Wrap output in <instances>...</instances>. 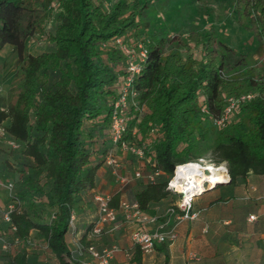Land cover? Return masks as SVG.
<instances>
[{
	"label": "trees",
	"instance_id": "trees-1",
	"mask_svg": "<svg viewBox=\"0 0 264 264\" xmlns=\"http://www.w3.org/2000/svg\"><path fill=\"white\" fill-rule=\"evenodd\" d=\"M243 1L254 28L264 37V0ZM158 2L0 0V52L6 45L15 46L24 73V90L16 102L6 107L0 94V124L21 143L23 158L17 164L9 159L14 183L19 184L14 188L19 202L10 221L4 218L7 208L0 209V264H37L45 252H52L58 264H84L88 247H96L97 236L105 230L92 233L94 218L76 240L85 254L76 245L71 248L78 232L71 219L75 215L76 222L75 211L82 204L98 208L92 191L112 149L110 106L123 58L116 47L104 49L102 44L117 36L138 39L148 29L151 6ZM55 3L61 10L54 33L47 32L55 48L33 54L27 50L28 40L42 29L41 11L47 13ZM212 35L193 30L185 36L153 32L142 38L148 59L136 85L146 108L134 139L144 146L152 126L158 125L159 133L144 146L150 156L141 166L144 175L125 174L131 181L111 194L110 205L118 212L123 199L137 201L146 210L170 193L168 180L175 165L201 157V143L212 136L210 119L222 115L231 95L253 97L240 105L246 122L230 121L218 130L211 145L213 160L227 162L231 182L250 172L264 174V74L253 67L231 72V55L218 51ZM193 41L202 46L196 58L190 47ZM185 47L188 53H183ZM137 121L134 118L130 127ZM130 135L129 131L125 138ZM157 170L165 176L155 180L146 176ZM50 207L54 209L43 218ZM135 246L134 260L142 264V249Z\"/></svg>",
	"mask_w": 264,
	"mask_h": 264
},
{
	"label": "crops",
	"instance_id": "crops-1",
	"mask_svg": "<svg viewBox=\"0 0 264 264\" xmlns=\"http://www.w3.org/2000/svg\"><path fill=\"white\" fill-rule=\"evenodd\" d=\"M11 138L9 135L0 137L1 182L13 179L9 159L12 164L18 163L13 158H18L20 149L9 144ZM120 159L124 165L121 170L129 174L131 163L136 161L133 158H130L132 161ZM162 175L165 176V173ZM116 180L111 167L103 164L93 195L114 194L120 189ZM137 189L138 183L133 184L130 190L135 192ZM8 196L7 189L0 185V209L7 208ZM177 198V194L170 192L149 204L144 212L156 216V222L127 219L123 212H119L115 222L106 224L104 233L96 238V247L102 248L112 243L120 246L108 264H137L134 260L136 246L131 237L132 232L138 228L153 230L157 223L169 218L170 224H174L176 218L168 213V208ZM94 207L97 208L96 205ZM92 208L82 204L75 211L78 232L72 236V249L88 226L89 218L93 215L96 217L97 209L90 214ZM194 210L198 212L195 218L177 223L175 239L157 242L151 252L142 251V264H264V174L250 172L245 179L207 189L195 197ZM251 215L256 218L250 219ZM45 253L41 254L37 264H58L52 252ZM35 256L39 257L32 255ZM84 259L92 264H100L89 252L84 255Z\"/></svg>",
	"mask_w": 264,
	"mask_h": 264
},
{
	"label": "built area",
	"instance_id": "built-area-1",
	"mask_svg": "<svg viewBox=\"0 0 264 264\" xmlns=\"http://www.w3.org/2000/svg\"><path fill=\"white\" fill-rule=\"evenodd\" d=\"M103 48L116 47L123 54V61L119 64L118 79L114 85V97L110 106V128L112 130L111 143L112 149L106 157V164L109 165L116 175L121 186H125L131 181V178L120 172L122 162L118 157V152L121 149L128 150L139 157L143 161L150 156L146 153L144 146H150L153 139H156L159 133V126L155 125L150 128L148 140L144 142V146L139 143H134L125 138L131 131V121L142 116L146 104L140 103V89L137 87L138 76L142 73L147 59L148 47L143 40L126 39L124 36H117L102 44ZM2 85L0 82V90ZM253 97L252 93H244L240 96H229L224 107L223 113L218 118H212L213 123L222 128L231 121V116L234 111L245 100ZM205 110V109H204ZM138 126V125H137ZM139 127L134 128L133 136L138 135ZM7 131L4 124H0V137L7 136ZM136 138V137H135ZM9 144L13 148H20L21 143L15 138L9 140ZM118 150V151H117ZM198 165L199 167H193ZM214 168L216 170H212ZM220 169V170H219ZM218 172V173H217ZM142 167L135 170V177H141L144 174ZM162 170L152 171L146 176L150 180H155L156 176L162 174ZM228 164L226 161L215 162L212 160L209 164L204 158H197L192 161L178 163L174 167V174L168 180L167 188L171 193L178 195L174 204L168 208V213L174 215L176 221L170 224V218L157 223L153 230H145L142 228L135 229L132 234L134 244L139 245L143 252H151L154 250L157 242H167L176 238V225L180 220L193 219L198 215L194 210V200L198 194L216 186L217 184L227 183L230 179ZM0 185L7 189L11 201L7 205L4 218L11 220V213L19 202L14 198L15 184L12 180L0 181ZM95 199L98 203L97 214L95 217V225L92 230L93 234H101L106 227V224L113 223L118 218V210L110 205L111 194L97 193ZM120 210L124 213L127 219H138L142 222H156L157 217L147 214L140 208L137 201L123 199L120 202ZM255 215H251L250 219H255ZM71 227H75V215H72ZM76 247L81 254H85L83 247L76 243ZM120 250L118 244H111L102 248H96L91 245L88 247V252L97 258L100 264H108L114 254ZM84 251V252H83ZM84 264H92L90 261L84 260Z\"/></svg>",
	"mask_w": 264,
	"mask_h": 264
},
{
	"label": "rangeland",
	"instance_id": "rangeland-1",
	"mask_svg": "<svg viewBox=\"0 0 264 264\" xmlns=\"http://www.w3.org/2000/svg\"><path fill=\"white\" fill-rule=\"evenodd\" d=\"M33 1L35 2L36 0ZM58 3L53 4V6L52 4L49 5L48 9H46L47 13L41 11L40 17H43L42 29L28 40L27 50L29 52L39 54L55 48V44L50 40L48 33H54L56 13L61 10L60 7L57 8ZM244 8L245 2L243 0H177L170 4H165L159 0L157 4L151 6L148 29L141 31L138 39L142 40V38L148 37L153 32H163V34L173 37L188 35L193 30H196L199 34L213 33L212 37L215 40H212V44H216L220 53H229L231 55V72H236L245 67H253L257 72L264 74V37L254 28L255 24L251 22V18ZM52 10H54L53 15ZM261 25L264 26V22ZM262 31L264 32V27ZM130 38L136 39L137 37L130 35ZM191 44L192 54L196 58L202 53V46H199L194 41ZM116 50L117 55L123 58L122 52L119 49ZM188 50L190 49L185 47L183 53H188ZM23 81L24 73L18 60L17 49L13 45H6L0 52V82L2 83L0 94L6 99V107L8 104L16 102L19 94L24 90ZM233 121L246 122V113L240 106L231 116V122ZM137 125L138 122L134 123L130 129L129 140L134 143H138L134 139L137 135H132L134 128L138 127ZM211 129L212 136L210 134V137L201 143L202 153L200 156L208 164L214 159L211 145L220 127L212 121ZM147 140L148 136L145 137L144 142H147ZM17 156L18 158H15V160L18 162L22 161L21 152H18ZM118 157L132 161L130 152L125 149H121L118 152ZM133 160L136 162H130L129 175H132L138 166H142V159L134 157ZM122 166L124 165L122 164ZM120 172L123 173L121 169ZM9 180L15 182L13 179ZM115 182L118 186H121L118 180ZM14 184L15 186L19 185L17 183ZM7 200L9 203L12 200L11 196H8ZM50 209L44 212L43 218H47L54 207H50ZM96 209L95 207L90 209V214ZM94 218V215L91 216L89 218L90 222Z\"/></svg>",
	"mask_w": 264,
	"mask_h": 264
},
{
	"label": "bare ground",
	"instance_id": "bare-ground-1",
	"mask_svg": "<svg viewBox=\"0 0 264 264\" xmlns=\"http://www.w3.org/2000/svg\"><path fill=\"white\" fill-rule=\"evenodd\" d=\"M193 167H199L198 165H192ZM213 171L216 170L214 168H211ZM220 170V169H219ZM218 173V172H217Z\"/></svg>",
	"mask_w": 264,
	"mask_h": 264
},
{
	"label": "water",
	"instance_id": "water-1",
	"mask_svg": "<svg viewBox=\"0 0 264 264\" xmlns=\"http://www.w3.org/2000/svg\"><path fill=\"white\" fill-rule=\"evenodd\" d=\"M230 181H231V178L228 180V182H230ZM228 182H227V183H228ZM211 188H212V187H211Z\"/></svg>",
	"mask_w": 264,
	"mask_h": 264
}]
</instances>
